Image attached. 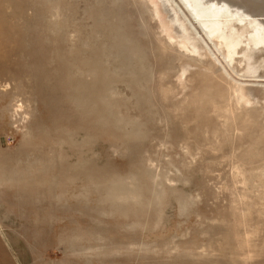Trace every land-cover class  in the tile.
<instances>
[{
    "label": "rangeland",
    "instance_id": "1",
    "mask_svg": "<svg viewBox=\"0 0 264 264\" xmlns=\"http://www.w3.org/2000/svg\"><path fill=\"white\" fill-rule=\"evenodd\" d=\"M150 2L0 0V231L24 264H264V51L247 75L174 0L191 54Z\"/></svg>",
    "mask_w": 264,
    "mask_h": 264
},
{
    "label": "bare ground",
    "instance_id": "2",
    "mask_svg": "<svg viewBox=\"0 0 264 264\" xmlns=\"http://www.w3.org/2000/svg\"><path fill=\"white\" fill-rule=\"evenodd\" d=\"M150 1L157 7L155 13L163 20L162 24L169 36L177 39L179 47L197 56L207 52L197 28L189 22L184 12L182 16L178 8L174 7V0ZM181 1L229 64L240 58V62L246 63L247 75L253 76L257 72L259 67L254 56L258 51H264V18L256 11L258 6H264V0H260L259 5L254 0ZM242 3L250 5L252 9L240 6ZM236 91L239 92L240 100L250 101L253 97V91L242 83H239Z\"/></svg>",
    "mask_w": 264,
    "mask_h": 264
},
{
    "label": "crops",
    "instance_id": "3",
    "mask_svg": "<svg viewBox=\"0 0 264 264\" xmlns=\"http://www.w3.org/2000/svg\"><path fill=\"white\" fill-rule=\"evenodd\" d=\"M0 264H24L0 231Z\"/></svg>",
    "mask_w": 264,
    "mask_h": 264
},
{
    "label": "water",
    "instance_id": "4",
    "mask_svg": "<svg viewBox=\"0 0 264 264\" xmlns=\"http://www.w3.org/2000/svg\"><path fill=\"white\" fill-rule=\"evenodd\" d=\"M256 14L263 15L261 17H264V6L261 7V10L257 11Z\"/></svg>",
    "mask_w": 264,
    "mask_h": 264
}]
</instances>
